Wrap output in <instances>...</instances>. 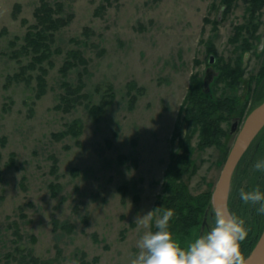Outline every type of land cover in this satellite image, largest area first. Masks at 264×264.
<instances>
[{
	"label": "rangeland",
	"instance_id": "rangeland-1",
	"mask_svg": "<svg viewBox=\"0 0 264 264\" xmlns=\"http://www.w3.org/2000/svg\"><path fill=\"white\" fill-rule=\"evenodd\" d=\"M42 2L66 23L36 62L26 37ZM250 2L0 0V264H130L144 230L136 218L159 216L154 202L181 151L175 130L182 126L184 137L190 128L181 111L190 80L202 84L207 68L214 77L206 92L245 104L243 116L220 122L227 133L219 145L199 147L190 129L191 168L181 179L192 197H206L200 219L207 211L211 220L212 193L237 135L231 122L238 117V131L264 99V1L259 9ZM228 61L243 70L235 86L215 79ZM260 158L264 127L230 181V210L249 229L244 257L264 215L240 189H264V171L254 167ZM198 223L176 239L186 244Z\"/></svg>",
	"mask_w": 264,
	"mask_h": 264
},
{
	"label": "trees",
	"instance_id": "trees-1",
	"mask_svg": "<svg viewBox=\"0 0 264 264\" xmlns=\"http://www.w3.org/2000/svg\"><path fill=\"white\" fill-rule=\"evenodd\" d=\"M249 1L255 9H259L264 0ZM223 2L230 4L231 0H223ZM53 13L55 11L48 3L42 2L35 11L36 30L34 33L27 34V46L34 53L33 60L36 62H40L41 59L48 56L50 45L47 44L46 40H52L54 31L66 23V21L54 17ZM242 72L241 63L237 61L232 64L228 61L218 67V75L215 79L218 81L228 79V84L235 86L240 83ZM40 80L42 81V78L39 77ZM241 100L243 99L240 96L234 95L221 98L214 97L210 90L207 92L203 90L200 79L192 77L190 80L184 98V109L181 110L184 111L183 122L186 121L190 128L184 137L182 136V126L175 130V135H178V132L181 133L178 143L181 151L178 150L172 154L164 175L163 193L157 197L153 205L154 210L159 215L164 208L171 207L175 210V214L171 218V227L175 237L181 234L186 235L196 223L201 224L200 216L207 206L206 197H192L181 179V174L187 173L191 168L189 154L192 150L190 143V133L192 132L190 129H193L192 131L198 130L197 144L199 147L219 145L221 137L227 133L220 126V122L235 115L243 116L245 114V104L242 103L241 105Z\"/></svg>",
	"mask_w": 264,
	"mask_h": 264
},
{
	"label": "clouds",
	"instance_id": "clouds-1",
	"mask_svg": "<svg viewBox=\"0 0 264 264\" xmlns=\"http://www.w3.org/2000/svg\"><path fill=\"white\" fill-rule=\"evenodd\" d=\"M260 49L264 50V41ZM254 167L264 171V158L258 159ZM240 198L257 205L256 211L264 215V189L259 185L241 188ZM211 213L206 227L186 244L178 241L173 233V208L162 209L154 221L151 211L138 215L136 220L144 230L137 242L139 251L130 264H246L240 247L249 231L245 220L222 204L212 207Z\"/></svg>",
	"mask_w": 264,
	"mask_h": 264
},
{
	"label": "water",
	"instance_id": "water-1",
	"mask_svg": "<svg viewBox=\"0 0 264 264\" xmlns=\"http://www.w3.org/2000/svg\"><path fill=\"white\" fill-rule=\"evenodd\" d=\"M215 61V57L213 55L209 56L208 63L213 64ZM214 77V71L211 68H207L205 75L203 77L202 87L203 90L206 91L209 87L210 82ZM239 119L235 118L231 122L229 133L233 134L237 132L234 143L227 155V158L224 162L223 168L220 172L218 181L215 185V188L212 193V205L213 207L218 204H222L225 207H228V195L230 188V181L232 174L255 138V136L259 133V131L264 127V99L263 101L257 105L254 109H252L244 118V121L237 131ZM212 215V213H210ZM207 219V211L203 217V220L200 224V229L204 228ZM199 229V231H200ZM246 264H264V224L262 231L254 244L253 248L249 252V254L245 257Z\"/></svg>",
	"mask_w": 264,
	"mask_h": 264
},
{
	"label": "flooded vegetation",
	"instance_id": "flooded-vegetation-1",
	"mask_svg": "<svg viewBox=\"0 0 264 264\" xmlns=\"http://www.w3.org/2000/svg\"><path fill=\"white\" fill-rule=\"evenodd\" d=\"M207 220H208V218L206 219V224H207ZM206 224H205V226H204V227H206Z\"/></svg>",
	"mask_w": 264,
	"mask_h": 264
}]
</instances>
